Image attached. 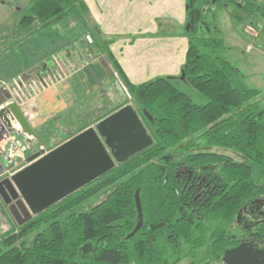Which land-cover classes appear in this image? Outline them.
<instances>
[{
	"label": "trees",
	"instance_id": "1",
	"mask_svg": "<svg viewBox=\"0 0 264 264\" xmlns=\"http://www.w3.org/2000/svg\"><path fill=\"white\" fill-rule=\"evenodd\" d=\"M212 1L186 0L189 31L199 28L201 5L220 0ZM225 1L242 7V0ZM85 14L80 0H30L16 24L22 39L0 51V78L37 74L56 56L61 61L70 45L86 38ZM212 42L190 40L182 67L183 82L206 98L204 105L173 87L172 78L132 85L103 44L135 106L152 117L147 124L153 144L23 226H10L3 218L0 264H182L183 259L209 264L221 261L242 232L252 233L264 249V96L245 86L229 62L199 52L200 45ZM177 155L193 174L206 175L199 193H193L196 181L186 184L185 176L176 175ZM105 189L98 203L75 212ZM135 191L142 226L126 240L136 223ZM240 212L247 214L241 217L247 228L236 221ZM206 246L208 257L198 263V251Z\"/></svg>",
	"mask_w": 264,
	"mask_h": 264
},
{
	"label": "crops",
	"instance_id": "2",
	"mask_svg": "<svg viewBox=\"0 0 264 264\" xmlns=\"http://www.w3.org/2000/svg\"><path fill=\"white\" fill-rule=\"evenodd\" d=\"M80 1L86 7V14L84 15L85 23L92 24L93 30L96 29L99 32H91L90 35L94 40L92 45L98 43L97 36L100 37L102 35L104 37L105 35L110 41L106 49H108L112 57L120 65L132 85L138 86L158 78H172L170 80H173L180 75L185 62L189 39L179 33L175 35H159L156 22L160 19L161 12L159 10L164 7H170L172 10L177 8L180 10L178 17L182 25L187 21L186 0H181L180 5H176V7L175 1L177 2V0ZM164 1H167V4ZM123 6L125 8L127 6L130 13L132 12L131 15H128L130 16L131 23L133 20H136L132 23L133 27L129 30H126L125 27H119L118 29V27H112L110 24H103L101 22V19H108L110 22L111 19L120 18L118 15L121 13V7ZM158 7L160 8L158 9ZM182 8H185L183 12H181ZM152 11L153 16L150 18L148 15ZM80 40L81 42H79ZM80 40L78 43L70 45L71 48L65 51V57L61 59L62 65L66 68L71 66V69H67L66 74L52 81L54 77L53 60V64L43 65L41 70L37 74L35 73L34 76L36 79L33 82L37 85L36 92L34 91L18 107L22 117L33 133L30 137H32L34 142H40L41 147H43L44 143L47 144V139L43 142L44 138H52L54 134L59 135L64 129L72 130L76 122H81L85 116L89 118V114L93 113L89 109H93L94 106L93 104H87V100L89 99L98 96L104 98L103 100H105L107 105L106 108H111L110 104L114 101L118 104L115 109L105 113L102 119L118 111L123 106L130 104L124 100L122 92L118 94L119 90L116 89L117 80L111 73V67H107L103 63L100 58L101 54L97 51L98 49L95 47L96 55H94L92 46H89L84 38ZM80 45L88 49L90 48L91 53L88 51L84 53ZM28 77L31 76L28 75ZM260 95L264 94L260 91ZM121 105L122 107H119ZM130 106L136 111L138 110L135 104ZM71 117L76 121L70 120ZM97 118L87 128L94 126L101 120L100 118L97 121ZM18 136L21 138V141L26 140L25 135L19 133L11 134V137L16 141L18 140L16 138ZM69 138L71 136H68L63 141L55 142L46 152L59 146ZM54 140L57 139L55 138ZM10 145H8L6 139L0 140V154L4 155L8 163H10L7 168H4L5 174L3 177L12 176L27 165L28 158L40 153L37 148H31L33 152L26 155L17 164L15 161H10V158L5 153Z\"/></svg>",
	"mask_w": 264,
	"mask_h": 264
},
{
	"label": "water",
	"instance_id": "3",
	"mask_svg": "<svg viewBox=\"0 0 264 264\" xmlns=\"http://www.w3.org/2000/svg\"><path fill=\"white\" fill-rule=\"evenodd\" d=\"M188 20L189 15L187 30L190 27ZM9 98L8 92L0 89V119L6 122L5 115L9 112L21 132L32 136L18 107L14 103L3 106ZM141 115L153 122L145 109ZM152 144L153 139L144 128L138 112L125 105L49 152L28 158V164L10 177H3L5 172L0 163V201L16 226H23ZM134 204L136 223L126 240L142 226L138 191L134 193ZM241 217L240 212L236 221L240 222ZM221 261L223 264H264V249L253 241L240 243L225 250Z\"/></svg>",
	"mask_w": 264,
	"mask_h": 264
},
{
	"label": "rangeland",
	"instance_id": "4",
	"mask_svg": "<svg viewBox=\"0 0 264 264\" xmlns=\"http://www.w3.org/2000/svg\"><path fill=\"white\" fill-rule=\"evenodd\" d=\"M30 0H0V51H2L4 48H6L8 45L10 46L13 43H16V41H19L22 39V33L23 30L16 26L18 20L20 19L21 15V9H25ZM181 0L175 1V7L176 5H180ZM165 3L167 1H164ZM223 3H226L225 0H220L218 3H215L213 5H201L203 12L199 19V28L196 32L187 30V21H185L182 25L180 23V19L178 15L180 14V10L175 9L172 10L170 7H164L160 9L161 15L159 16L160 19L158 22H156V26H158L159 35L160 34H167V35H175L180 34L188 37L189 41L193 40L196 41L198 38H206L215 40L216 44L211 45L209 47H201L199 46V52L204 53L208 56L213 57H221L227 62H229L238 72V75L242 81V83L247 86L250 89H257L260 90L264 94V0H242V7H235L231 3H226L227 7L223 5ZM167 4V3H166ZM160 7H158L159 9ZM185 9V8H184ZM184 9H181V12L184 11ZM151 10V9H150ZM237 15V18H232L231 13H234ZM129 8L126 6L121 7V13L118 15L120 18L111 19L109 22L108 19L104 20L101 19V22L103 24H110L112 27H125L126 30H129L132 26V23H134L136 20H133L131 23V19L129 18L131 15ZM186 15L188 17V12L186 9ZM150 18L153 16V11L149 12L148 17ZM145 17V16H144ZM144 20V18H143ZM258 24L261 25V29H258V36L252 37L248 33H246V27L247 26H253L257 27ZM150 25H152L150 23ZM86 31L88 34V37L91 40V43H88L89 46H92L93 54L96 55L95 47L98 49L97 51L99 54H101L100 58L102 59L105 66H110L111 64L108 61V57L105 53V51H102L101 49L104 48L103 44L106 46L110 42L108 38L104 35V37L101 35L100 37L97 36L98 43L95 45H92L94 43V40L91 37V32L99 33L98 30H93L92 24H86ZM62 33L64 31L60 29ZM98 35V34H97ZM136 38V37H134ZM80 39V38H79ZM78 39V41H79ZM83 39V37L81 38ZM86 40V38L84 39ZM81 42V40L79 41ZM196 43V42H195ZM200 43V42H198ZM80 44V43H79ZM251 46V49L247 51V47ZM80 48L83 50L84 53H87V51H91L89 48H85L82 45H80ZM88 55V54H85ZM91 55V54H90ZM114 59V57H112ZM54 76H63L66 74L67 69H71V66L69 68H66L62 65L63 62H61L58 58V56L54 57ZM115 60V59H114ZM116 61V60H115ZM114 78L117 80V90L118 94L122 92L124 94V100L130 104L133 105L134 100L129 96L127 93L124 85L117 77V74L111 67ZM31 77L27 76H19L25 84L32 83L31 81H35V72L31 71L29 73ZM182 77H184V73L180 72V75L176 77L173 80H169L171 85L184 93L189 99L197 104V105H204L206 104L207 100L205 97H203L201 94L197 93L195 90H193L191 87L187 86L183 80ZM13 80V79H11ZM7 80V81H11ZM0 81H3L2 78H0ZM37 81V80H36ZM34 89V88H33ZM32 89V90H33ZM115 89V88H114ZM103 94V93H102ZM264 96V95H262ZM104 98L94 97L92 99L87 100V104L94 105L93 109H89L90 113L89 118L85 116L84 119H82V122L75 123L74 129L78 130L79 128L84 125V122H87L88 124L93 123L94 119L97 117H102L105 115V113L112 111L117 107V103L112 102L110 105L111 108H106V102L103 100ZM108 103V102H107ZM139 110V109H138ZM69 119V118H67ZM72 121L74 118H70ZM83 123V124H82ZM87 124V125H88ZM94 127V126H91ZM69 134H71V131L69 129H64L63 132L59 135L54 134V137L52 138H44L46 140V143L43 145V149L46 151L50 147H52V144H54L57 141H63L65 140ZM63 135V136H61ZM68 135V136H67ZM18 140L16 143L19 145L18 147L22 149L24 146L23 141H21L18 137H16ZM57 140H54V139ZM70 139V138H69ZM34 145L31 146V148H38L41 147L40 142H32ZM38 143V144H37ZM198 144V143H197ZM201 144V143H199ZM22 145V146H21ZM27 149L25 151H22L23 159L26 157V155L31 154L33 152V149ZM45 154V153H44ZM9 156V155H8ZM20 158H13V161L17 162V164L20 162ZM0 162L3 168H7L10 163L5 159L4 155L0 154ZM28 164V163H27ZM25 167V166H24ZM23 167V168H24ZM15 168V167H14ZM22 168V169H23ZM18 172V171H17ZM108 192V189L102 190L97 194L92 195L87 200L82 202L80 205H78L75 208V212H83L87 209H89L93 204L98 203L101 199L104 198L105 193ZM2 214V217H0V223L2 221L0 232L2 233L5 229H7L6 224L16 225L15 222L10 217L6 206L2 204L0 201V215ZM243 215V214H242ZM5 220H4V219ZM235 227V225H234ZM210 231V230H209ZM209 231L206 235V239L209 237ZM240 233V232H239ZM206 248L200 249L198 252L200 254V258L198 259V263L204 262V260L207 259V253ZM189 259H183L181 261L182 264H189Z\"/></svg>",
	"mask_w": 264,
	"mask_h": 264
},
{
	"label": "built area",
	"instance_id": "5",
	"mask_svg": "<svg viewBox=\"0 0 264 264\" xmlns=\"http://www.w3.org/2000/svg\"><path fill=\"white\" fill-rule=\"evenodd\" d=\"M260 28H261L260 24H258L257 27H253L249 25L246 27V33H248L252 37H257L258 31H259L258 29ZM86 41L88 43H91V40L88 36H86ZM250 49H251V46H248L247 51H249ZM53 60L55 59L53 58ZM60 77L62 76H57V77L54 76L52 78V81ZM36 88H37V85H35L33 81L32 83H29L27 85L18 77L13 78V80L11 81H0V89L6 90L10 97L8 102H6L3 106H6L9 103H14L17 107H19V105L23 104L30 97V95L34 93V91L36 92ZM5 118H6V122L0 119L1 121L0 132L2 131L0 140L6 139L8 142V145L11 144L10 147L6 151V154L9 155L8 157L10 158V161L14 162L13 158H20L23 160L22 151H25L27 149L29 150L34 140L32 139V137L30 136L28 137L27 135L21 132L18 124L13 120L12 115L9 112L6 113ZM13 133H19V134L26 136V140L23 141L24 147L22 149L18 147L19 145L16 143V140H14L11 137V134ZM37 149L39 152L47 153L42 147H38ZM209 264H223V263L222 261H218V262H213Z\"/></svg>",
	"mask_w": 264,
	"mask_h": 264
},
{
	"label": "flooded vegetation",
	"instance_id": "6",
	"mask_svg": "<svg viewBox=\"0 0 264 264\" xmlns=\"http://www.w3.org/2000/svg\"><path fill=\"white\" fill-rule=\"evenodd\" d=\"M137 112H138V114L140 116V119H141V122H142L144 128L146 129L147 133L150 135V133H149V131L147 129V127H148L147 120L141 115V111L140 110H137ZM6 151H5V153H6ZM175 157H176V161L174 162V164H177V165L179 164L178 167H176V173H177L176 175L178 177H180V178H183L185 176V178H186V182L185 183L186 184L187 183H190L191 184V182L196 181L195 184H194L195 185V190L193 191V193H199V190H201L202 189V186L205 184V177H206V175H204V173L203 174H201V173L199 174L198 172H195V174H193L192 168H190L188 166L180 165V163H181V161H180L181 156L180 155H177ZM131 158H129V159H131ZM129 159H127V160H129ZM203 169H205V168H203ZM196 178H197V180H195ZM244 211H245V209H244ZM246 215H247L246 212H244L243 215H242V218L243 217L245 218ZM251 222L252 223L249 226H250V229L251 228L253 229V228H255V224H254L253 221H251ZM241 223H242L243 227L245 228L246 227L245 226L246 221L244 219H242ZM241 235L242 236L240 237L239 243L237 245H239L240 243H246V242H250V241H253L256 244V242L254 241L255 238L252 235V233L249 234L247 232H242ZM257 246L259 248H261L259 245H257Z\"/></svg>",
	"mask_w": 264,
	"mask_h": 264
}]
</instances>
